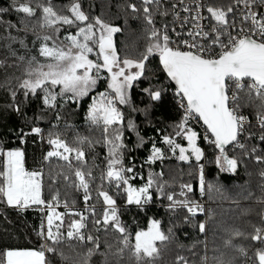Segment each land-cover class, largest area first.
<instances>
[{
    "label": "trees",
    "instance_id": "16d2710c",
    "mask_svg": "<svg viewBox=\"0 0 264 264\" xmlns=\"http://www.w3.org/2000/svg\"><path fill=\"white\" fill-rule=\"evenodd\" d=\"M236 1L210 4L228 9ZM164 6L163 0H0V149L22 150L31 171L40 158L44 201L58 198L71 208L60 207L63 223L47 227L41 205L9 206L1 156L0 264H6L10 249L42 251L46 264H264V126L251 124L242 146H207L204 200L211 208L194 213L192 202L201 200V157L194 148L202 152L204 140L191 123L181 129L184 114L161 65L167 42L152 34L151 21L162 20ZM98 21L116 28L117 58L142 67L128 87L126 103L117 102L122 119L113 124L92 117L89 109L94 96L113 93L106 78L96 74V87L80 98L53 85L25 91L23 82L40 61L31 62L12 44L41 52L42 63L50 50L75 46L98 70L103 63ZM236 102L250 117L264 116V96L249 86L237 91ZM52 141L65 144L68 156L49 155ZM223 154L233 171L221 168ZM127 182L148 185L149 200L129 202ZM109 201L114 208H108ZM77 210L86 214L82 235L71 238ZM113 210L114 219L106 221ZM147 230L160 239L152 248L139 246ZM47 232L55 234L46 238Z\"/></svg>",
    "mask_w": 264,
    "mask_h": 264
},
{
    "label": "rangeland",
    "instance_id": "374dc122",
    "mask_svg": "<svg viewBox=\"0 0 264 264\" xmlns=\"http://www.w3.org/2000/svg\"><path fill=\"white\" fill-rule=\"evenodd\" d=\"M98 22L99 34H97L99 39L107 35L113 37L116 28L109 27L104 23H100V21ZM152 34L155 35L154 33ZM27 43L32 45L31 42ZM12 44L18 45L20 54H28L31 62H36L37 60L40 61L24 80L23 88L25 91L27 90L28 92L34 93L41 86L48 88L53 85L58 87V89L61 90L58 91L61 93L69 92L74 97L80 98L96 87L98 81V76L96 74H99L100 79H107V87L113 93L110 96L106 95V98H101V96L100 98H95L94 96V100L89 108L90 111L95 114H92V117L99 116L104 122L109 124L121 122L122 110L118 108L117 102L120 101L119 103H126L125 99H127L128 87L132 84L133 80L140 75L142 71L141 64L129 60H119L115 53L109 54L101 51L100 58L103 60L102 67H99L100 69L98 70H94L96 65L89 58V55L82 51L81 48L75 46L67 49L56 48L54 53L52 52L53 50H50V55H46V57L43 56L44 62L42 63L41 52L40 54H37L31 46H23L17 42H12ZM47 52H49V49ZM51 57L54 59L49 60ZM103 69L107 72V75H105L106 72L103 73ZM129 123L132 125L133 121L129 120ZM187 123L189 122H187L184 117L183 122L180 124L182 130L188 129ZM39 130L40 129L37 128L34 131L38 132ZM168 141L171 143L172 140L170 139ZM52 143L53 146L49 151V155L68 156L69 149L65 144L60 141H52ZM191 143L194 144L193 140H191ZM19 150L20 149L3 151L0 149V157L2 156L4 165L3 192L9 206L25 208L36 205L44 199L42 196L41 171H38L42 165V160L40 158H35L33 160L31 164L35 169L33 170L35 173L29 174L28 172L30 171H27L28 169L26 167L23 168L21 165L17 164L18 155H20ZM195 154L197 157H201V154L199 155L197 152H195ZM219 158L221 168L224 171H233L234 164L232 162L228 163V161L222 156ZM117 177H119V175H117ZM126 184L128 185L129 202L141 203L149 200L150 193L148 191V185L134 187L131 186L129 182ZM206 188L207 187L205 186V189ZM196 202L197 201H193L190 208L194 213L198 214V208L195 206ZM44 203L53 206L48 209L47 216L45 217V225L50 227L58 221L63 223L62 211L59 210L60 208L56 209L53 200ZM88 205L89 206L86 208L93 211L94 207L90 204ZM66 207L67 208H63H65V210L71 209L67 204ZM108 208H114V204L110 201ZM115 215L116 212H114V210L108 211L105 218L106 221L113 220ZM85 216L86 214L84 213L83 216H80L77 220L73 221L72 230L83 228ZM53 234L55 233L47 232L45 237H51ZM156 236V233L147 230V232L139 237V246L142 245L147 248H152ZM159 240L160 239H157L155 243ZM7 262L8 264H45L42 251L40 252L36 249H10L6 264Z\"/></svg>",
    "mask_w": 264,
    "mask_h": 264
},
{
    "label": "built area",
    "instance_id": "2783aa9c",
    "mask_svg": "<svg viewBox=\"0 0 264 264\" xmlns=\"http://www.w3.org/2000/svg\"><path fill=\"white\" fill-rule=\"evenodd\" d=\"M165 6L160 15L162 20L151 21L152 33L165 37L168 49L176 52L193 53L206 59H216L245 38H252L264 43V2L252 3L238 0L228 9L215 8L210 0H163ZM249 86L256 96H264V86L252 78H236L227 80V99L229 110L237 120L238 137L234 146H242L247 128L251 124L264 126V116L252 118L236 102L237 91ZM176 102L182 108L187 122L197 126L202 132L204 147L197 170V192L201 200L195 203L198 212L203 214L210 211L206 196L205 164L207 146L215 143L213 136L199 117L188 106L182 93L175 87ZM121 185V182L118 183ZM57 208L66 207L58 199L53 200ZM89 205L86 204V207ZM51 204L41 205L44 216H47ZM80 216L84 212L77 210ZM82 235V228L69 232L74 238Z\"/></svg>",
    "mask_w": 264,
    "mask_h": 264
},
{
    "label": "water",
    "instance_id": "95a60500",
    "mask_svg": "<svg viewBox=\"0 0 264 264\" xmlns=\"http://www.w3.org/2000/svg\"><path fill=\"white\" fill-rule=\"evenodd\" d=\"M100 46L109 54L115 50L108 35L102 38ZM160 61L174 87L213 136L217 148L232 146L238 131L236 117L229 110L227 80L231 76L252 78L264 86V43L245 38L216 59L166 49ZM222 157L226 159L225 154Z\"/></svg>",
    "mask_w": 264,
    "mask_h": 264
},
{
    "label": "crops",
    "instance_id": "0c3cea01",
    "mask_svg": "<svg viewBox=\"0 0 264 264\" xmlns=\"http://www.w3.org/2000/svg\"><path fill=\"white\" fill-rule=\"evenodd\" d=\"M19 154L20 155H18V161H17V164L18 165H21L23 168H25V164H24V155L22 154V150H19ZM195 152H197L199 155L201 154V150L197 147V145H196V147L194 148V153ZM27 170V169H26ZM27 171H30V172H28L29 174H32V173H35L34 171H31V170H27ZM40 180V179H39ZM42 196H43V194H42ZM45 201H44V199H42V201L41 202H38L36 205H42L43 203H44ZM23 207V206H22ZM33 250V249H32ZM37 250V249H36ZM39 251V250H38ZM8 252H9V250H7V252H6V259H8ZM41 252V251H40ZM42 254H43V257H44V263L46 264V262H45V259H46V256H45V253L44 252H42ZM8 261V260H7ZM7 264H8V262H7Z\"/></svg>",
    "mask_w": 264,
    "mask_h": 264
}]
</instances>
